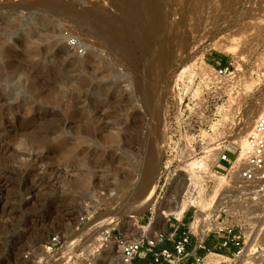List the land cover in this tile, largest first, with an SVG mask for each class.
<instances>
[{"label": "rangeland", "instance_id": "1", "mask_svg": "<svg viewBox=\"0 0 264 264\" xmlns=\"http://www.w3.org/2000/svg\"><path fill=\"white\" fill-rule=\"evenodd\" d=\"M216 59L232 79L213 78ZM255 102L264 104V0H0V264H52L67 243L64 264H118L119 244L166 222L160 210L186 193L188 163L232 143ZM152 131L159 177L141 206ZM261 204L240 218L251 223ZM262 224L255 250L246 242L232 264H264ZM52 234L61 245L47 253Z\"/></svg>", "mask_w": 264, "mask_h": 264}, {"label": "built area", "instance_id": "2", "mask_svg": "<svg viewBox=\"0 0 264 264\" xmlns=\"http://www.w3.org/2000/svg\"><path fill=\"white\" fill-rule=\"evenodd\" d=\"M212 70L213 78L217 81L224 83L233 77L231 67L220 59L214 60ZM228 148L233 151L231 157L224 153ZM215 150L219 156L210 170L224 178L223 184L215 193V199H218L216 209L211 211L202 209L203 215L200 216V213L198 216V206L191 203L182 215L183 218L189 213L191 221L187 225L181 223L182 218L173 217L176 223L170 231L159 232L155 236L145 235L136 241L126 243L121 251L122 264H132L136 257L141 259L150 257L153 264H217L212 259L216 256L224 257V264H232L235 259L240 258L245 250L246 241L253 232L252 228L261 222L264 223V113L253 120L242 145L237 146L224 141L220 142ZM221 161L226 163L224 170L217 168ZM202 176L201 189L193 185L188 192L193 201L199 200L200 197L210 199L212 196L206 193L209 184L213 182L205 172H202ZM261 201L260 213L254 214L256 217H251V223L240 218L241 213L255 209ZM196 217L199 223L196 222L193 227ZM169 220L170 218H167L166 222ZM262 227L264 228V224ZM106 234L108 235V232ZM165 241L173 243L172 249L164 247L153 251L157 244ZM60 245L59 234H52L44 242L43 248L47 253H53ZM228 248L231 249L229 254L225 253Z\"/></svg>", "mask_w": 264, "mask_h": 264}, {"label": "bare ground", "instance_id": "3", "mask_svg": "<svg viewBox=\"0 0 264 264\" xmlns=\"http://www.w3.org/2000/svg\"><path fill=\"white\" fill-rule=\"evenodd\" d=\"M236 40V39H234ZM232 39V41H234ZM237 42V41H236ZM237 44L234 42V43H230L229 45H225V50L226 51H230V52H235L236 50V46ZM224 48V47H223ZM193 64V63H192ZM194 65V64H193ZM197 65H195L196 67ZM189 67V66H188ZM187 67V68H188ZM199 67V66H198ZM190 68L188 69H182V72L183 74H190L189 78L191 79V81L193 80V70H189ZM197 69V68H196ZM158 74V73H156ZM197 74V73H196ZM180 80V78H179ZM186 80V79H185ZM146 81V80H145ZM190 81V82H191ZM146 83V82H145ZM186 84V83H185ZM200 85V84H199ZM248 85V84H247ZM131 86V85H130ZM246 87V86H245ZM249 87V86H248ZM198 90V89H197ZM195 90V94L198 93V91ZM176 91V90H175ZM248 91V90H247ZM144 95V93H143ZM145 100V99H144ZM129 101V100H128ZM158 107V106H157ZM261 108V110L254 115V119L260 115V114H263L264 113V104L263 102H260V103H252V105L247 109V113H246V118L245 120H243L242 122L239 121L238 125H239V129H238V132L235 134V138L233 140H231V142L235 145H242L244 143V139H245V136L246 134L248 133V131L250 130V126L251 124L253 123V119H252V116H253V113H255V111H257V109ZM253 111V112H252ZM142 116V115H141ZM157 116V115H156ZM137 117V116H136ZM127 118V117H125ZM159 123V122H158ZM154 125V124H153ZM128 126H124L122 130L126 129ZM126 130H130V129H126ZM153 130V129H152ZM125 132V131H124ZM118 133V132H117ZM137 136V135H136ZM119 134H113V133H110L108 136H107V142H109L110 144H113V143H117L119 142ZM133 138V137H132ZM125 139V138H124ZM137 139V138H136ZM161 141V139H159ZM159 140L157 138V135L155 134L154 131H152L151 133V137H150V143L148 145V149L145 151L147 152L146 156H147V163H146V171H147V185L143 188V194H141V201H140V204L141 206H143L147 200V198L149 197L147 194H148V191L150 192V190H152L155 186V184L157 183V180H158V177H159V167H160V164H159V158L161 157L160 156V146H159ZM147 141V140H146ZM118 145V144H117ZM211 151V150H210ZM209 152V151H208ZM210 153V152H209ZM212 153V152H211ZM190 155V154H189ZM219 156V153L218 152H213L212 154H208L207 155H204V156H201L199 158H196V159H193L192 162L188 163V171H189V175H188V180H189V184L186 185V193H182L183 195L180 194V196L177 197V199L174 200V202L171 204L172 206H168L167 208H164V209H161L160 210V213H159V217L166 220L167 218H169L170 216L176 218V219H180L182 218V215L184 213V211L188 208V206L191 204V203H195L197 206H200L202 207L203 210H213V209H216V206H217V203H218V199L216 200L215 199V193L217 191V189L219 188V186H221L224 182V178L222 175L220 174H213V172L210 170V168H208L206 165H209L207 164L208 162H211V166L215 163V161L217 160ZM194 163H197L199 165V167H207L208 169H206L205 173L208 172V174H210L213 178H211L210 176V179L212 180V182L214 183L213 184V187H212V196L210 197V199H207V198H203V197H200L199 200H196V201H193V199H191L188 195V192L190 190V188L194 185V186H199V188L201 189L200 187V181L203 180V176L200 178V175L197 174V169H199V167H197V169L195 167L192 166V164ZM209 165V166H210ZM184 169V168H183ZM183 169H179L175 178H174V188L176 189H181L183 188ZM200 170V169H199ZM202 170V169H201ZM204 170V169H203ZM182 171V172H181ZM187 171V172H188ZM185 175V174H184ZM207 176V174H206ZM209 177V175L207 176ZM199 178V180H198ZM180 179V180H179ZM126 180V179H125ZM148 196V197H147ZM215 199V200H214ZM158 217V215H157ZM115 218V217H114ZM113 217H105L101 220L100 224H98L100 226V228H104V227H107V225L109 223H111V221H113L114 219ZM196 222L199 223V220L198 218L196 217L195 221L193 222V227H195L196 225ZM97 225V224H96ZM99 226H98V229H99ZM95 227L97 226H94L93 229H95ZM91 228V230H89V233L90 231L93 230ZM103 231V230H101ZM143 231H146V229H144ZM96 233V231H94ZM88 234V233H87ZM94 234V233H93ZM98 235V234H97ZM93 236V235H92ZM95 236V235H94ZM93 236V237H94ZM97 237V236H96ZM109 235L107 234H103L102 238L103 239H108ZM87 238V237H86ZM91 239V235L89 237ZM99 238V237H97ZM96 238V239H97ZM88 239V238H87ZM86 239V240H87ZM137 238H134L133 240H136ZM84 240V238L82 239ZM133 240H129V241H126V242H122L121 244H119L118 248L119 249H122L123 246L126 244V243H130L132 242ZM95 242V240H94ZM247 242V246H250V250H255V243H253V241L251 240V238H248V241ZM84 243V242H83ZM65 244V243H64ZM66 245V244H65ZM72 246V244H68L63 248V250H59L61 252H58L54 254L53 256V261H52V264H64L65 262L63 261V258L65 257L66 253H68L69 251L68 250H71V249H67L68 247ZM74 247V246H73ZM67 250V252L65 251ZM71 252V251H70ZM74 252V251H73ZM68 255V254H67ZM73 255V254H72ZM68 257V256H67ZM222 257V256H221ZM52 259V257H51ZM67 260V259H66ZM71 261V260H70ZM68 262V261H67ZM66 262V264H67ZM72 262V261H71ZM86 264V262H84ZM118 264H122V261L119 260V263Z\"/></svg>", "mask_w": 264, "mask_h": 264}, {"label": "crops", "instance_id": "4", "mask_svg": "<svg viewBox=\"0 0 264 264\" xmlns=\"http://www.w3.org/2000/svg\"><path fill=\"white\" fill-rule=\"evenodd\" d=\"M184 218V217H183ZM174 224H172V223H168V222H163V224L161 225V226H159V228H156L152 233H151V235L150 236H153V235H155L156 233H159V232H164V231H166V232H168V231H170L171 230V228H172V226H173ZM147 230V229H146ZM144 232H146V231H144ZM146 234L145 233H140L139 235H138V237H137V239H139L140 237H143V236H145ZM134 239V238H133ZM132 239V240H133ZM136 239V240H137ZM136 240H133V241H136ZM129 241V240H128ZM132 241V242H133ZM172 246H173V243L171 242V241H165V242H162V243H159V244H157L154 248H153V251H158V250H160L161 248H164V247H166V248H169V249H172ZM142 263H144V264H153V261H152V259L150 258V257H147V258H145V259H141V258H138V257H136V258H134L133 260H132V264H142Z\"/></svg>", "mask_w": 264, "mask_h": 264}, {"label": "water", "instance_id": "5", "mask_svg": "<svg viewBox=\"0 0 264 264\" xmlns=\"http://www.w3.org/2000/svg\"><path fill=\"white\" fill-rule=\"evenodd\" d=\"M148 134V133H147ZM146 136V135H145ZM145 147H146V145H145ZM147 150V147H146V149H145V151ZM145 151H144V154H146L145 153ZM161 155V154H160ZM160 161H161V159L159 158V164H160ZM157 218V217H156Z\"/></svg>", "mask_w": 264, "mask_h": 264}]
</instances>
